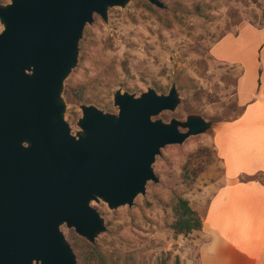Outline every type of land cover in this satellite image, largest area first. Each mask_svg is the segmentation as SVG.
<instances>
[{"label": "water", "instance_id": "95a60500", "mask_svg": "<svg viewBox=\"0 0 264 264\" xmlns=\"http://www.w3.org/2000/svg\"><path fill=\"white\" fill-rule=\"evenodd\" d=\"M130 0H11L0 4V264H80L66 225L94 245L106 230L92 202L133 206L159 179L161 150L215 128L191 116L165 123L179 92L117 91L118 114L83 105L72 134L64 82L77 66L94 15ZM159 9L165 4L148 0ZM184 130V131H183Z\"/></svg>", "mask_w": 264, "mask_h": 264}, {"label": "rangeland", "instance_id": "374dc122", "mask_svg": "<svg viewBox=\"0 0 264 264\" xmlns=\"http://www.w3.org/2000/svg\"><path fill=\"white\" fill-rule=\"evenodd\" d=\"M160 1L164 9L148 0H130L125 7L108 8L106 19L95 14L86 25L78 64L64 82L65 120L77 135L83 105L118 114L117 91L138 97L155 89L166 95L175 84L176 110L153 120L185 122L199 116L216 126L182 145L163 148L153 164L159 182L150 181L133 206L110 209L102 200L92 202L106 227L94 246L108 264H195L185 252L195 231L179 235L174 229L182 213L180 200H187L202 221L209 199L224 183L214 146L216 127L242 113V64L259 74L263 68L258 28H264V0ZM255 54V60L246 62ZM61 230L72 247L77 239L85 240L66 225Z\"/></svg>", "mask_w": 264, "mask_h": 264}, {"label": "crops", "instance_id": "0c3cea01", "mask_svg": "<svg viewBox=\"0 0 264 264\" xmlns=\"http://www.w3.org/2000/svg\"><path fill=\"white\" fill-rule=\"evenodd\" d=\"M258 29L263 42L264 28ZM260 57L261 74L242 64L238 82L242 113L220 122L215 130L224 183L209 199L202 229L194 232L185 251L195 264H264V50Z\"/></svg>", "mask_w": 264, "mask_h": 264}, {"label": "trees", "instance_id": "16d2710c", "mask_svg": "<svg viewBox=\"0 0 264 264\" xmlns=\"http://www.w3.org/2000/svg\"><path fill=\"white\" fill-rule=\"evenodd\" d=\"M84 45L85 43L83 42V47ZM76 90L81 94L80 87ZM80 96L78 95V97ZM180 203L182 213L174 225L176 234H189L193 231L201 230L203 224L197 212L189 206L187 200H180ZM73 247L80 260V264H108V259L105 254L97 246H94L83 239H77V242L73 244Z\"/></svg>", "mask_w": 264, "mask_h": 264}]
</instances>
